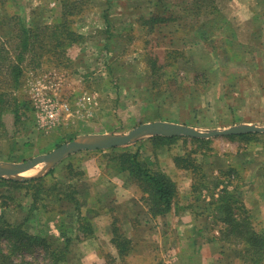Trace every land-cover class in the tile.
<instances>
[{
	"label": "rangeland",
	"instance_id": "374dc122",
	"mask_svg": "<svg viewBox=\"0 0 264 264\" xmlns=\"http://www.w3.org/2000/svg\"><path fill=\"white\" fill-rule=\"evenodd\" d=\"M63 2L68 4L71 14L67 29L73 30L79 38L72 42L64 40L59 47L54 39L60 31L57 24L61 20ZM218 3L223 15L216 24L204 22L205 28L200 29L207 37L204 42L205 36H200L193 27L196 24L192 18L164 22L154 31L143 27L141 18L151 13L175 19L183 17L181 8L186 7L183 0L5 2L0 6L1 19L20 16L26 25H36L38 31L30 48L32 53L26 54L22 63L19 87L11 89L4 77L0 81V91L5 92L8 105L1 116L4 126H0V162L29 161L82 136L125 134L142 123L154 121L178 123L200 130L244 123L264 125V0H218ZM105 17L110 20V25L105 22ZM12 28L10 21L0 23L1 42L6 45L8 31ZM170 50L173 52L169 55ZM149 58L163 65L155 84L149 79ZM196 73L206 74L208 83L205 87L200 82L202 75L198 77L200 84H193ZM49 98L61 104L63 110L56 123L47 128L39 127L37 113ZM65 104L68 109L64 108ZM14 108L19 114L16 123ZM258 135L257 143L247 149L225 137L211 138L214 151L210 158L204 159L201 154L193 156L203 160L208 173V189L197 202L199 211L205 212L207 208V212H211L207 203L217 198L223 186L231 191L236 185L238 192L235 195L249 210L255 230L264 233V134ZM153 137L118 148L130 151L139 148L141 157L151 168L164 169L168 173L173 166L172 157L183 154L185 148L178 142L160 152L153 151L150 140ZM186 148L197 149L190 144ZM96 151L71 154L48 172L55 168V174L61 176L66 171L64 166L71 163L79 170L83 168L91 178L98 176V179L111 182L115 175L99 165L103 163V153ZM226 159L241 166L238 175L225 178L219 173H211L222 160V165L227 163ZM94 160H97L100 174ZM216 176L222 182L221 186L216 187ZM91 178L87 175L85 180L77 183L80 189L82 187L86 201L92 203L94 198L110 200L114 190L95 184ZM52 184L53 181L48 179L46 186ZM255 186L260 192L254 191ZM24 192V188L0 187V194L21 200L20 206L12 204L4 211L9 222H22L27 217ZM47 201L55 203L52 199ZM192 201L187 199V203ZM59 205L72 211L70 204L59 202ZM137 205L128 213L138 212L140 221H144L146 217L140 215L144 204ZM55 222L56 219L48 221L46 228L48 234L58 237ZM67 222L72 225L70 215ZM119 226L122 232L123 223ZM209 226L215 235L217 232L218 238L226 229L214 220L209 221ZM43 227L34 221V217L26 224L32 234ZM235 248L238 252L243 245H235Z\"/></svg>",
	"mask_w": 264,
	"mask_h": 264
},
{
	"label": "trees",
	"instance_id": "16d2710c",
	"mask_svg": "<svg viewBox=\"0 0 264 264\" xmlns=\"http://www.w3.org/2000/svg\"><path fill=\"white\" fill-rule=\"evenodd\" d=\"M7 1L0 0V6ZM183 2L186 5L185 8H181L183 17L175 19L173 16L151 13L147 17L141 18L143 23L148 26L142 23L143 27L148 28L149 31H154L157 26L164 22L173 20L180 22L183 18H192L196 24L193 27L199 32L200 36H205L203 41L207 42L205 32L201 30L205 28V21L216 24L217 20H220L221 15H223L218 0H183ZM69 14L68 4L63 2L61 20L57 24L60 31L58 37L54 39L59 47L62 46L64 40L72 42L79 38L73 30L67 29L68 18L71 15ZM1 17L0 15V23L10 21L13 28L8 31L7 45L5 42H1L3 40L0 38V81L2 82L4 77L6 84L10 88L12 87L11 89H17L23 73L22 63L25 55L32 53L30 48L33 45L38 27L36 25H26L20 16L10 15L7 19H1ZM105 18L107 25H110V20L107 17ZM201 32L203 33L201 34ZM172 52L170 50L168 54L170 55ZM161 68H163V65H158L156 60L149 58L148 69L150 70L149 79L151 84L158 81V72ZM201 75L198 73L194 75L193 84L199 85L201 82L203 83L202 87H205L208 78L205 73ZM200 76L201 81L199 82L198 77ZM5 95V92L1 90L0 126H4L1 122V116L8 106ZM15 100L13 99V101ZM13 113L16 123L19 118L18 110L14 108ZM258 137V134L249 133L225 138L242 144L243 148L247 149L257 143ZM150 140L153 144V151L182 142L183 148H185L184 153L174 155L172 161L176 169L189 174L191 178V198L193 201L199 202L202 192L208 189V176L204 170L203 160L199 161L193 155L201 154L204 159L210 158V153L214 151L211 146L212 140L163 136H156ZM187 144L195 145L197 149L188 150L186 148ZM97 152L103 153L101 154L103 163L100 162V166L105 167L108 173L113 172L115 175L120 176L124 184H130L137 188L141 201L146 207V215L154 218L173 210L178 211L180 197L176 182L161 169L151 168L141 157L139 148L130 151L115 147L104 151L97 150ZM240 169L241 166L238 163H231L228 169L219 170L218 173L220 176L223 175L227 178L234 174L238 175ZM64 170L66 171L61 176L55 174L54 168L42 177L26 181L0 178V187L24 188V197L27 199L28 206L26 209L27 217L22 222H9L4 215V211L12 204L16 207L20 206L21 200L15 196L0 194V264H60L65 261L68 254L67 249L73 240L81 241L93 236L95 232L92 220L102 214H108L112 218V237L110 241L118 252L120 263H125V257L132 250L134 243L129 236L125 235L124 231H119L121 221L114 214L111 205L106 204L107 198H105V202H100L98 208L89 207L84 198L82 187L80 189L79 185L77 186L79 181L87 178L85 170L83 168L79 170L71 163L66 164ZM48 179H51L53 184L46 186ZM215 181L216 187L221 186L222 182L217 179V176ZM54 187L56 188L55 191L53 190ZM235 192H238L236 185L233 186L231 191L227 189L226 185L223 186L217 198L207 203L211 212H207V208L205 212L211 214L215 222L226 227L225 231L221 233L222 237L220 239L222 241L234 247L235 245H243V248L238 251L240 264H264V233L255 230L249 210L244 202L235 195ZM48 199L55 200V203L48 202ZM59 202L70 204L72 211L68 212L62 209L60 205L58 206ZM69 215L72 218L71 226L67 222ZM31 217H34L36 223L44 226L42 229H38L39 231L36 234L30 233L26 229V224ZM52 219H56L55 227L59 232L58 237L52 233L48 234L47 222ZM131 221L134 227L139 225L137 218ZM26 257H29L30 260Z\"/></svg>",
	"mask_w": 264,
	"mask_h": 264
},
{
	"label": "crops",
	"instance_id": "0c3cea01",
	"mask_svg": "<svg viewBox=\"0 0 264 264\" xmlns=\"http://www.w3.org/2000/svg\"><path fill=\"white\" fill-rule=\"evenodd\" d=\"M217 160L220 162V159ZM93 163L100 174L97 160ZM214 163L212 162L213 165ZM221 163L215 165L216 168L211 170V173L214 172L217 175L219 170L228 169L231 164L230 161L224 165ZM208 165L211 166V164ZM170 168L168 173L164 169L161 170L176 182L180 207L178 211L173 210L165 215L152 218L146 215L144 205V211L140 212L141 216L146 217L144 221H140L138 212L128 213L129 210L135 209L137 204V207L143 204L135 186L124 184V181H121L122 178L115 174L111 182L98 179V176L91 178L87 174L95 184L105 188L110 186L114 190L110 200L107 199L108 203H111L114 214L123 223L125 235L129 236L134 243L132 250L125 257L124 264H240L236 248L222 241L216 236L217 232L215 235L214 230H211L209 226V221L213 220L211 214L199 211L197 202L192 201L189 174L176 169L174 164ZM204 170L208 175L205 166ZM181 179L184 181L181 182ZM254 191L260 192V188L255 186ZM187 199L192 202L187 203ZM105 201V199L94 198L92 203L87 201V205L91 208H98L100 202ZM136 218L139 220V225L134 227L131 220ZM93 220L95 232L93 236L81 241L73 240L67 249L68 254L65 261L60 264H121L118 252L110 241L112 237L111 216L102 214L94 217ZM165 254L168 255L165 256Z\"/></svg>",
	"mask_w": 264,
	"mask_h": 264
},
{
	"label": "water",
	"instance_id": "95a60500",
	"mask_svg": "<svg viewBox=\"0 0 264 264\" xmlns=\"http://www.w3.org/2000/svg\"><path fill=\"white\" fill-rule=\"evenodd\" d=\"M264 134V125L239 124L222 129L200 130L192 126L166 121H154L142 123L125 134L88 135L64 143L51 152L36 156L29 161L21 163L0 162V178L26 181L32 178L44 176L51 167L59 163L65 157L80 151L108 150L115 147L128 145L146 137H186L198 139H211L217 137L236 136L241 134ZM44 165V170L31 177L20 175L30 169Z\"/></svg>",
	"mask_w": 264,
	"mask_h": 264
},
{
	"label": "built area",
	"instance_id": "2783aa9c",
	"mask_svg": "<svg viewBox=\"0 0 264 264\" xmlns=\"http://www.w3.org/2000/svg\"><path fill=\"white\" fill-rule=\"evenodd\" d=\"M64 108L68 109L66 104L64 105ZM61 110H63L61 104H58L51 98L46 99L37 113L39 118L37 124H39V127L47 128L56 123Z\"/></svg>",
	"mask_w": 264,
	"mask_h": 264
},
{
	"label": "bare ground",
	"instance_id": "6f19581e",
	"mask_svg": "<svg viewBox=\"0 0 264 264\" xmlns=\"http://www.w3.org/2000/svg\"><path fill=\"white\" fill-rule=\"evenodd\" d=\"M44 165H38L32 169H30L29 171L21 174V177H31V176H36L38 174H40L43 170H44Z\"/></svg>",
	"mask_w": 264,
	"mask_h": 264
}]
</instances>
